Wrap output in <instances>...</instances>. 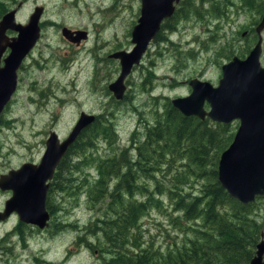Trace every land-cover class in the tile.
<instances>
[{"label":"rangeland","instance_id":"1","mask_svg":"<svg viewBox=\"0 0 264 264\" xmlns=\"http://www.w3.org/2000/svg\"><path fill=\"white\" fill-rule=\"evenodd\" d=\"M2 1L7 6L6 13L18 9L16 19L25 25L37 7H45L42 21L45 22L46 37L18 70L17 90L2 113L0 174L8 173L27 155L41 154V145L52 130L56 129L60 137L69 136L83 112L102 117L117 129V134L113 140L114 137L108 136L109 132L105 133L109 141L98 135L101 138L99 147L87 151L89 162L75 174L74 178L79 181L71 184L73 188L57 190L60 181L67 186V180L74 174L69 170L61 173L62 177L51 190L48 206H52V213L55 214L58 207L66 209V215L56 214L55 224L64 218V223H77V228L68 227L60 234L50 232L41 238L36 236V240H30L28 245L18 235H13L5 243L0 264H107L99 255L101 247L93 249L83 242L89 237L103 244V239L91 234L90 230L95 228L97 214L105 215L107 211L90 204L89 188L83 191L81 180H86L85 185H92V189L100 178L98 163L109 158L113 148H116L115 155L128 146L130 159L136 160V146L130 147L131 143L144 142L148 125L157 122L159 112L164 110L163 105L168 100L171 102L173 98L191 93L188 83L191 79L200 78L218 85L222 76L221 53L233 51L224 43L238 38L239 24L228 20L221 23V0H188L158 39L151 42L141 62L126 79L123 98H117L109 86L119 78L122 66L120 59L111 55L133 49L132 28L140 15V0ZM247 21L248 17L242 18L243 25ZM63 27L85 28L90 32V38L84 46L71 45L64 39ZM8 35L16 36L18 32L10 30ZM11 51L8 48L3 57L6 58ZM42 59L44 61L40 63ZM215 123L211 121L210 125ZM229 125L231 133H236L240 121ZM93 134L89 131L87 136ZM224 139L223 135L222 142ZM83 155H74L70 165L82 163ZM213 156L214 153L211 161ZM182 163L186 161L178 160L177 166ZM139 173L143 174L142 171ZM142 174L138 178L139 189L135 192L138 201L147 198L146 180ZM204 180L192 176L190 183H195L201 190ZM7 198L8 194L0 191V207ZM155 199L163 202L165 210L152 204L149 212L139 219L136 232L142 242L167 248L173 238L181 237L176 235L181 232L172 220L173 211L169 208L168 198ZM251 204L262 208L259 218L264 221V200L257 198ZM6 229L9 226H0V235Z\"/></svg>","mask_w":264,"mask_h":264},{"label":"trees","instance_id":"2","mask_svg":"<svg viewBox=\"0 0 264 264\" xmlns=\"http://www.w3.org/2000/svg\"><path fill=\"white\" fill-rule=\"evenodd\" d=\"M6 11V4L0 0V18ZM163 109L157 122L148 125L144 142L131 143L130 147L136 146V160L130 159L128 146L115 155L113 148L110 157L98 163L100 178L96 185L91 189L92 185L81 180L82 190L89 188L90 204L107 211L105 215L97 214L95 228L90 230L103 239V244L89 237L83 242L93 249L101 247L99 255L107 264H250L262 238L264 221L259 218L260 206L232 197L218 179L221 153L234 137L230 125L216 122L212 126L210 118L186 116L170 100ZM89 131L94 134L87 136ZM107 132L115 140L117 129L100 118L80 134L52 182L56 185L62 172L73 171L67 186L61 181L57 184L58 191L69 190L75 180L79 181L74 176L89 162L87 151L99 147L98 135L109 141ZM79 153L84 154L83 162L71 166L72 157ZM178 160L186 163L177 166ZM140 174L146 180V201L135 199ZM192 176L205 179L201 190L190 183ZM164 197L181 232L176 234L181 237L173 238L167 248L142 242L136 232L139 219L152 204L165 210L163 202L155 199ZM49 209L52 212L51 206ZM84 225L88 223L80 226Z\"/></svg>","mask_w":264,"mask_h":264},{"label":"water","instance_id":"3","mask_svg":"<svg viewBox=\"0 0 264 264\" xmlns=\"http://www.w3.org/2000/svg\"><path fill=\"white\" fill-rule=\"evenodd\" d=\"M180 1H142L141 16L132 33L135 46L131 51L122 50L112 54L120 59L122 65L119 78L110 85L117 98H123L126 78L134 65L141 62L163 22L174 15L176 4ZM43 11V7H37L27 25L17 23V9L6 13L0 21V120L17 88V70L40 37L39 21ZM9 29L19 33L10 42L7 38ZM63 35L77 43L88 39V31L83 29L63 27ZM7 47L12 51L4 59V66H1ZM260 54V47H257L246 59L236 57L225 64L218 85L200 78L191 79V93L171 101L186 116L208 117L224 124L240 120L233 142L220 156L218 179L231 196L244 204L264 196V66ZM95 119L94 115L83 112L72 132L62 142L59 135L51 131L46 154L39 165L27 163L16 171L0 176V187L14 192L6 202L3 219L17 211L22 221L37 223L42 227L48 225L50 213L46 201L50 183L47 182L53 179L58 164L71 145ZM250 264H264V233Z\"/></svg>","mask_w":264,"mask_h":264},{"label":"flooded vegetation","instance_id":"4","mask_svg":"<svg viewBox=\"0 0 264 264\" xmlns=\"http://www.w3.org/2000/svg\"><path fill=\"white\" fill-rule=\"evenodd\" d=\"M142 1L143 0H140L141 10H142ZM206 1H214V0H206ZM186 2H188V0H181L179 3L176 4L173 17L171 19L170 18L166 19L167 21L166 22L164 21L165 23L163 22L164 23L163 27L161 28V30L157 34L156 38L153 39L151 42L158 39L161 31L165 28V26L168 24V22L170 20H172L173 18H175L177 16L176 14H178L179 12L182 11L181 6H183ZM141 10H140V15L138 17L137 23L132 28V33L134 30V27L139 22V19L141 16ZM243 17H248V21H247L246 25H243V22H242ZM30 20H31V18L28 21L30 22ZM226 20L235 21V24L237 26L239 24V29L237 31L238 38L236 40H234V42L228 41V42L224 43L226 48H228V49L233 48V51L229 52L228 54L221 53V56H223V62L221 63L222 74H223V66L225 64L232 61L236 57L241 58V59H246L252 53V51L257 47H260V50H261L260 60H261L262 65L264 66V24L262 25V23L264 21V0H221V23L226 21ZM40 23H41V25H40L41 26V31H40L41 36H40L37 44L33 47V49L27 55L26 61L35 53L36 50H38V47L43 42V39L46 37L45 36L46 35V33H45V31H46L45 22L40 21ZM71 29H73V30L83 29V30L88 31L85 28H71ZM7 36H8L7 38L9 40V42L12 41V39L16 37V36H9L8 31H7ZM89 36H90V32L88 31V39H85V40L83 39L79 43L72 42V41H70L64 37L63 38L66 39L71 45L81 47V46H84V44L89 40V38H90ZM151 42H150V44H151ZM4 44H6V42ZM150 44H149V47H150ZM134 46H135V44H134ZM149 47H148V49H149ZM148 49H147V51H148ZM117 60H119V59H117ZM43 61L44 60L42 59L40 63H42ZM120 63H121V61H120ZM136 65H134L133 69L135 68ZM133 69H132V72H133ZM125 84H126V81H125ZM109 90H111L110 86H109ZM111 91H113V90H111ZM114 97H115V95H114ZM207 108H208V106H207ZM92 115H94L96 119L102 118V117L97 116L95 114H92ZM234 121H240V120H234ZM234 121H232L231 123H233ZM226 124H230V123H226ZM239 126H238V128H239ZM55 130L56 129H54L52 131H55ZM237 131H238V129H237ZM237 131H236V133H237ZM55 132L58 134L57 130ZM236 133H234V137H233L231 143L233 142ZM48 138H49V135H48L45 143H42V145H41V148H40V152H42L41 154H39L38 156H36L34 154H31L29 157H28V155L25 156L24 158L19 160V164L17 166L14 165L13 167H11L10 170H8V173H6V175L9 174L11 171H16V170L20 169L24 164H27V163H30L33 165H39L42 161V158L46 154ZM64 138L65 137H61V139H64ZM231 143L229 144V146L231 145ZM43 146H45V147L43 148ZM229 146L227 148H229ZM30 151H32V150L30 149ZM65 158H66V154L62 157V159H61V161L57 167H59L61 164L64 163ZM1 175H3V174H0V176ZM47 183H50V181H48ZM50 189H51V186L49 187V190H48V198H49ZM0 191L8 194V198L5 200L3 206L0 207V226H5V227L9 226V229H6L2 233V235H0V246H1L0 258L2 257L1 254L4 251V249H6V245H5L6 241L10 240L13 235H18L19 239L21 241H23L24 244L28 245L30 243L29 242L30 240H33V241L36 240L35 239L36 236L41 238L42 235L48 236L50 232L51 233H57L58 232L60 234L61 232H64L65 230H67L68 227L72 228V229L77 228V225H78L77 223L76 224L75 223L66 224V223H64V221H65L64 218H60L62 220H60L57 223L60 226H58V225L55 226V220L57 219L56 214L57 213H63L66 215V213H65L66 209L61 208V207L57 208V211L55 214L50 212V210L48 209L49 213H50V221H48V225H46L44 227H42L41 225H39L37 223H33V222L27 223L25 221H22L20 219V215L17 211H13L12 213H10L7 217H5L3 219V216L5 214V209H6V202L13 197L14 192L12 189H2L1 187H0ZM47 203H48V199H47ZM54 217H56V219H54ZM12 221H14L13 224H11ZM263 233H264V231H263ZM75 242H76V240L73 241L74 244H75Z\"/></svg>","mask_w":264,"mask_h":264}]
</instances>
